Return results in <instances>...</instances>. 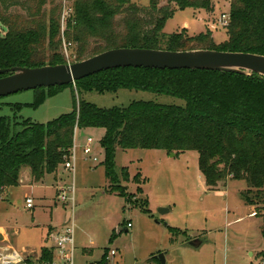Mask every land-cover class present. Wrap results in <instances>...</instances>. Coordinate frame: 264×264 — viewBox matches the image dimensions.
Returning a JSON list of instances; mask_svg holds the SVG:
<instances>
[{"label": "trees", "instance_id": "16d2710c", "mask_svg": "<svg viewBox=\"0 0 264 264\" xmlns=\"http://www.w3.org/2000/svg\"><path fill=\"white\" fill-rule=\"evenodd\" d=\"M213 1L150 0L149 6L143 7L131 0H75L61 31L62 6L57 0H0V23L6 32L0 33V70L66 65L60 51L63 41L76 46V62L121 48L264 56V0H230L228 40L221 45L215 43L211 32L196 37H190L186 30L170 35L164 32L177 10L212 13ZM69 86L73 84L37 89L33 104L17 105L14 110L37 109ZM76 87L79 96L82 92L135 90L172 96L185 105L134 101L128 107L102 109L80 101L72 113L48 124L18 115L2 117L0 194L20 185L25 169L35 185L48 177L57 179L77 131L102 129L106 176L114 185L118 181L114 172L118 149L162 150L177 155L196 152L210 190H220L228 180L246 184L241 198L263 220L264 236V77L126 68L78 81ZM112 191L128 198L125 188L115 186ZM167 228L174 236L180 232ZM54 257L53 249L43 248L38 262L53 264Z\"/></svg>", "mask_w": 264, "mask_h": 264}, {"label": "rangeland", "instance_id": "374dc122", "mask_svg": "<svg viewBox=\"0 0 264 264\" xmlns=\"http://www.w3.org/2000/svg\"><path fill=\"white\" fill-rule=\"evenodd\" d=\"M74 1L57 0L62 6L61 31ZM131 1L143 7L150 3ZM213 2L212 13L177 10L164 32L170 35L186 30L190 37L211 32L215 43L223 44L228 40L226 28L216 25L223 13H230V0ZM0 33L6 34L1 23ZM60 51L67 64L76 63L75 45L63 41ZM34 100V91L0 99V118L18 115L23 120L48 124L72 113L80 101L102 109L128 107L134 101L185 105L172 96L135 90L82 92L79 96L73 84L37 109L14 110ZM104 134L102 129L78 130L75 171L63 168L57 179L52 176L42 185H32L30 171L25 169L23 179L29 173V180L8 188L0 198V230L6 232H0V240L24 254L27 263L40 264L36 258H40L42 249L55 245L50 230L62 231L69 225L75 232L74 264H162L161 255L166 264H264L263 220L253 216L243 202L241 192L247 188L244 182L228 180L221 191L215 192L206 186L196 152L174 155L162 150L118 149L114 160L118 181L114 185L106 176V156L101 146ZM88 139L93 140L90 156L83 151ZM73 185L75 200L68 189ZM115 186L125 188L128 198L113 192ZM61 194L67 197L66 202ZM28 199L33 200V209L27 208ZM160 209L170 211L161 214ZM168 226L180 232L174 236ZM195 240L203 242L198 249L189 246ZM63 263L56 252L53 264Z\"/></svg>", "mask_w": 264, "mask_h": 264}, {"label": "water", "instance_id": "95a60500", "mask_svg": "<svg viewBox=\"0 0 264 264\" xmlns=\"http://www.w3.org/2000/svg\"><path fill=\"white\" fill-rule=\"evenodd\" d=\"M151 69L170 71H212L264 77V56L213 50L167 51L141 48L114 49L74 64L38 68L15 67L0 70V99L41 88L64 87L115 69ZM169 209H160L166 214ZM203 242L189 246L200 248ZM166 264L164 256H159Z\"/></svg>", "mask_w": 264, "mask_h": 264}, {"label": "built area", "instance_id": "2783aa9c", "mask_svg": "<svg viewBox=\"0 0 264 264\" xmlns=\"http://www.w3.org/2000/svg\"><path fill=\"white\" fill-rule=\"evenodd\" d=\"M230 24V13L226 14L223 13L217 23V27H224L227 28ZM92 145L93 140L88 139L87 144L84 146V153L86 155L92 154ZM76 146L74 144V147L72 151L70 152L69 156L66 159L64 169L65 170H73L75 171V161H76ZM74 161V164L71 163V161ZM97 161V158L94 159ZM73 193V200H75V194H76V188L75 185L69 187ZM64 192V191H63ZM61 200L63 202L67 201V197L63 194L60 196ZM27 208L33 209L34 208V202L32 199L27 200ZM128 228H132V225L129 224ZM55 248L57 250V253L60 256V259L63 264H74V254H75V232H74V226L65 227L63 231H61L55 238ZM112 256L116 255L115 251L111 252ZM25 262V256L24 254L18 253L16 250L12 248H5L3 246H0V264H23Z\"/></svg>", "mask_w": 264, "mask_h": 264}, {"label": "crops", "instance_id": "0c3cea01", "mask_svg": "<svg viewBox=\"0 0 264 264\" xmlns=\"http://www.w3.org/2000/svg\"><path fill=\"white\" fill-rule=\"evenodd\" d=\"M175 155V154H174ZM27 173V172H26ZM25 173V174H26ZM25 176V175H24ZM29 180V173H28V175H26V180ZM24 180V179H23ZM21 181V184L22 183H26V180H24V181ZM46 181V180H45ZM44 181V182H45ZM44 182L43 183H41L40 185H42V184H44ZM32 185H35V184H32ZM39 185V184H38ZM7 191V189L6 190H3L2 191V193L0 194V198H3L4 196V194H6L5 192ZM219 191H221V190H218V191H215V192H219ZM246 205V204H245ZM247 206V205H246ZM248 207H250L251 209H252V215L253 216H255L256 217V212H255V208L254 207H251V206H248ZM253 210H254V212H253ZM257 218V217H256ZM70 220H71V213H68V216H67V221H68V223L70 222ZM63 231V230H62ZM120 232H121V230H119ZM126 232H128V229H126L125 230ZM0 232L1 233H6L5 232V230H0ZM61 232V230L60 231H58L57 229H51L50 230V236H51V238L52 239H54V241H55V238H56V236L59 234ZM6 238V237H5ZM201 241V240H200ZM4 241L3 240H0V246H3V247H5V248H12L13 249V247H11L10 245H7V244H5V242L3 243ZM46 248H48V249H53L54 250V254L57 252V250H56V248H55V245H52V246H49V247H46ZM31 252H33V251H30V252H28V253H31ZM34 253V252H33ZM41 256V255H40ZM251 256H254L253 255V253L251 254ZM36 260H39V257L38 258H36ZM25 264H29V263H26V261L24 262Z\"/></svg>", "mask_w": 264, "mask_h": 264}]
</instances>
